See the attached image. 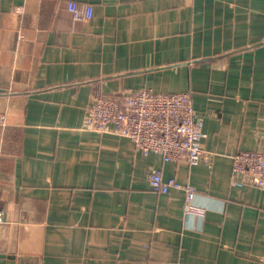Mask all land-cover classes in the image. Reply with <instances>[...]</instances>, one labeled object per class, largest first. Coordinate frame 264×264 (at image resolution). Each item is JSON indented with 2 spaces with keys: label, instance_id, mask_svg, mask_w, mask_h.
I'll return each instance as SVG.
<instances>
[{
  "label": "crops",
  "instance_id": "crops-1",
  "mask_svg": "<svg viewBox=\"0 0 264 264\" xmlns=\"http://www.w3.org/2000/svg\"><path fill=\"white\" fill-rule=\"evenodd\" d=\"M68 1L0 0V264H264V188L232 182L264 149V0H77L89 22ZM144 87L191 93L209 164L85 128Z\"/></svg>",
  "mask_w": 264,
  "mask_h": 264
},
{
  "label": "built area",
  "instance_id": "built-area-1",
  "mask_svg": "<svg viewBox=\"0 0 264 264\" xmlns=\"http://www.w3.org/2000/svg\"><path fill=\"white\" fill-rule=\"evenodd\" d=\"M67 7L75 21L89 22L94 16L92 2L69 0ZM85 128L126 136L138 150L145 154L159 153L164 161L185 159L191 164H209L213 156L201 143L203 122L188 91L159 92L144 87L121 96H100L87 108ZM232 175L234 184L264 188V149L240 150L234 154ZM149 181L157 192L184 188L186 214L203 213L194 207L197 189L193 184L183 185L174 177L165 178L162 168L152 171ZM3 216L0 209V222Z\"/></svg>",
  "mask_w": 264,
  "mask_h": 264
}]
</instances>
